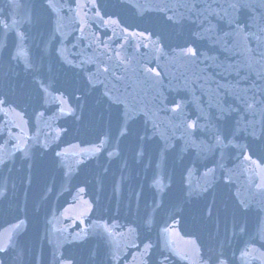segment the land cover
<instances>
[{"label":"water","instance_id":"water-1","mask_svg":"<svg viewBox=\"0 0 264 264\" xmlns=\"http://www.w3.org/2000/svg\"><path fill=\"white\" fill-rule=\"evenodd\" d=\"M0 101V264H264V0H0Z\"/></svg>","mask_w":264,"mask_h":264},{"label":"snow or ice","instance_id":"snow-or-ice-1","mask_svg":"<svg viewBox=\"0 0 264 264\" xmlns=\"http://www.w3.org/2000/svg\"><path fill=\"white\" fill-rule=\"evenodd\" d=\"M188 51L191 52L192 50L189 49ZM0 103H2V101H0ZM190 127H191V125H190ZM220 264H224V262L221 260V261H220Z\"/></svg>","mask_w":264,"mask_h":264}]
</instances>
